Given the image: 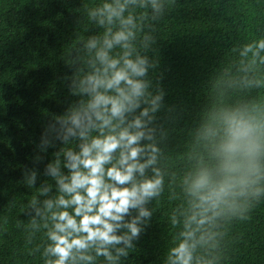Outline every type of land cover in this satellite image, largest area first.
Masks as SVG:
<instances>
[{
  "label": "clouds",
  "instance_id": "1",
  "mask_svg": "<svg viewBox=\"0 0 264 264\" xmlns=\"http://www.w3.org/2000/svg\"><path fill=\"white\" fill-rule=\"evenodd\" d=\"M173 2L85 5L102 31L64 58L73 69L64 79L77 99L52 116L35 144L36 163L56 149L43 172L25 166L17 182L37 190L23 205L28 219L16 227L27 244L42 235L29 253H39L43 264H123L166 188L181 202L170 213L177 231L164 264H220L226 225L247 220L264 199V36L234 48L233 65L212 75L213 95L186 130L190 165L177 179L168 164L172 129L158 116L166 92L154 83L159 61L149 53ZM7 223L0 218V234Z\"/></svg>",
  "mask_w": 264,
  "mask_h": 264
},
{
  "label": "trees",
  "instance_id": "2",
  "mask_svg": "<svg viewBox=\"0 0 264 264\" xmlns=\"http://www.w3.org/2000/svg\"><path fill=\"white\" fill-rule=\"evenodd\" d=\"M98 2L0 0V218L8 220L7 232L0 234V264H43L39 253H29L42 235L27 244V233L16 227L18 219H28L23 205L37 190L17 182L25 166L42 173L56 150L49 148L39 163L32 159L45 124L77 99L64 79L73 71L64 58L89 34L102 31L85 11V5ZM155 31L158 41L149 54L159 63L153 80L166 92L158 116L172 129L165 153L178 179L190 165L192 142L186 130L213 95L212 75L233 65L234 48L264 36V0H174ZM259 92L264 95V89ZM169 195L166 188L153 201V222L123 264H164L177 231L170 213L181 202ZM221 256L220 264H264V199L247 220L226 225Z\"/></svg>",
  "mask_w": 264,
  "mask_h": 264
}]
</instances>
